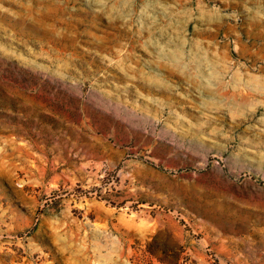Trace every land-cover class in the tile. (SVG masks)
I'll use <instances>...</instances> for the list:
<instances>
[{"label": "rangeland", "instance_id": "374dc122", "mask_svg": "<svg viewBox=\"0 0 264 264\" xmlns=\"http://www.w3.org/2000/svg\"><path fill=\"white\" fill-rule=\"evenodd\" d=\"M0 264H264V0H0Z\"/></svg>", "mask_w": 264, "mask_h": 264}]
</instances>
